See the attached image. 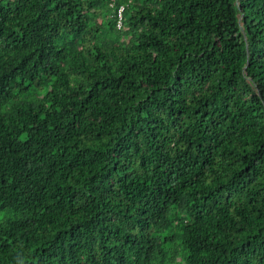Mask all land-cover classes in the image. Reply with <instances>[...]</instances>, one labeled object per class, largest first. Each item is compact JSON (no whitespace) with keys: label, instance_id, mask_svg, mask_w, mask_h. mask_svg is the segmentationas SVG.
Segmentation results:
<instances>
[{"label":"trees","instance_id":"16d2710c","mask_svg":"<svg viewBox=\"0 0 264 264\" xmlns=\"http://www.w3.org/2000/svg\"><path fill=\"white\" fill-rule=\"evenodd\" d=\"M0 264H264V0H0Z\"/></svg>","mask_w":264,"mask_h":264},{"label":"built area","instance_id":"2783aa9c","mask_svg":"<svg viewBox=\"0 0 264 264\" xmlns=\"http://www.w3.org/2000/svg\"><path fill=\"white\" fill-rule=\"evenodd\" d=\"M124 7L125 5H120L119 8H114V12L113 14H115L117 16V26L118 27H122L123 26V23H124V13H123V10H124Z\"/></svg>","mask_w":264,"mask_h":264},{"label":"rangeland","instance_id":"374dc122","mask_svg":"<svg viewBox=\"0 0 264 264\" xmlns=\"http://www.w3.org/2000/svg\"><path fill=\"white\" fill-rule=\"evenodd\" d=\"M20 100H23L25 102H28L30 100H35L36 97L33 93H29V94H26V95H22L21 97H19Z\"/></svg>","mask_w":264,"mask_h":264}]
</instances>
